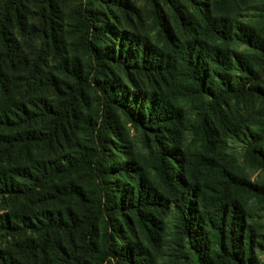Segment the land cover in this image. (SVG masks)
<instances>
[{"label":"trees","instance_id":"trees-1","mask_svg":"<svg viewBox=\"0 0 264 264\" xmlns=\"http://www.w3.org/2000/svg\"><path fill=\"white\" fill-rule=\"evenodd\" d=\"M28 1L0 0V264H184L177 249L184 241L199 253L200 264H257L255 252L264 248V238L256 236L244 205L233 195H261L264 189L226 169L217 183L202 185L194 179L185 161L177 159L180 151L174 144L183 114L169 92L189 83L190 95L213 107L227 98L264 96V65L256 72L236 53L233 67L228 55L209 41L240 37L263 56L264 45L246 31L233 34L226 22L217 26L208 17L206 27L190 29L193 35L181 49L164 53L147 38L112 36L107 17L91 12V23L84 18L79 28L87 31L97 75L86 74L78 62H63L62 88L56 77L43 72L49 54L55 57L62 44L53 0L37 1L34 16L40 27L27 23ZM105 1L112 8L123 4ZM157 23L161 28L167 24L160 14ZM179 23L187 27L183 18ZM197 29L202 39L194 35ZM19 34L36 45L21 44ZM113 67L123 69L131 88L117 81ZM134 75L155 88L140 94ZM94 87L105 104L104 114L93 121L81 107L89 104ZM115 114L151 138L152 178L137 165L116 159H126L127 153ZM262 127V135H250L249 146L264 164ZM197 128L208 143L215 141L206 117ZM83 131L87 138L80 137ZM20 201L28 206L18 209ZM159 218L171 219L179 240L175 248L167 245L168 227Z\"/></svg>","mask_w":264,"mask_h":264},{"label":"rangeland","instance_id":"rangeland-1","mask_svg":"<svg viewBox=\"0 0 264 264\" xmlns=\"http://www.w3.org/2000/svg\"><path fill=\"white\" fill-rule=\"evenodd\" d=\"M37 1L41 0L28 1L27 23L40 27V22L37 24L36 16H34L39 10ZM53 3L56 8L55 16L58 26L62 31V44L55 57L53 53L49 54L47 66L43 68V72L56 77L58 85L62 88L64 74L59 69V65L63 62L71 64L78 62L86 74L89 76L91 74V77L97 75L93 70L95 64L92 50L86 42L87 31L79 28L84 18L88 21L92 19L91 12L102 13L107 17L108 25L112 27L110 30L112 36L117 38L131 35L147 38L164 53L174 54L177 52L179 46L188 42V34L193 35V31L190 29L195 25L206 27L205 23L208 17L215 20L217 26L222 21L226 22L228 26H231L233 34L241 35V31L238 29L246 31L259 44L264 45V0H123L121 8H112L105 0H93L92 2L89 0H53ZM159 14L165 17L169 25L165 24L163 28L160 27V24L157 23ZM180 18L184 19L186 28L180 26ZM89 22L91 23V21ZM189 24L193 26H189ZM198 31L197 29L194 35L197 36L196 38L202 39L200 34V37L196 34ZM15 34L18 35L16 30ZM20 35L22 34H19L18 39L21 38L19 40L21 44L28 48L36 45V42L30 41L25 34H23L26 36L24 38ZM167 35L173 37L174 40L168 42ZM234 38L224 42L216 40L209 42L228 55L233 67L236 66L237 53L254 71L262 72L263 54L254 47L244 44L240 37L239 40ZM179 49L181 48L179 47ZM233 71L235 76L241 75L239 71ZM111 72L118 82L126 85L127 89L132 87L123 69L113 67ZM175 74L178 75L176 72ZM133 80L137 85L136 91L140 94L145 91L150 92L155 88V85L148 83L141 75H134ZM176 87L172 86L171 89H165L163 92L167 94V90L170 89V99L182 110V126L179 128L180 132L175 138L176 144L174 145L180 151L181 158L177 159L185 161L187 171L188 169L192 170L194 179L200 181L202 185H209L217 183L221 169H226L258 189H264V164L260 160L261 157L249 146V142L252 140L250 135L255 133L256 136H260L263 132L264 96L256 94L241 98H227L226 101L213 107L209 100L190 95L188 89L191 88V84L186 83L182 88ZM261 87L264 88V84L261 83ZM89 94V104L86 108L81 107V110H83V115L88 117L87 119L99 120L104 114L103 96L95 87ZM115 115H117L115 128L123 139L125 138L123 141L127 153L126 159L120 156H116V159L137 165L145 177L152 178L155 149L152 146L151 138L142 136L123 116ZM205 117L215 135V141L212 143H208L202 131L197 128ZM81 135L80 137L87 138V132L85 134L83 131ZM110 137L111 135L108 134V138ZM81 143L83 142L81 141ZM199 159L214 161L215 166L209 162L201 164ZM132 175L136 176V173L133 172ZM81 182L86 186L89 185L87 179L81 178ZM233 197L244 205L247 223L253 228L256 236L264 238V194L238 191L234 193ZM20 206L26 208L28 205H22L20 201L17 208L19 209ZM33 209H37V206L34 205ZM159 219L163 223L161 226L168 227L165 232L166 239L169 241L167 245H172L175 248V243L179 240L177 236H174L176 233H174L171 219ZM259 241L263 242V239H259ZM177 249L180 250L181 261L184 264H200L199 253L194 251L186 241L182 246L180 244ZM255 257L257 264H264V248L257 247Z\"/></svg>","mask_w":264,"mask_h":264}]
</instances>
